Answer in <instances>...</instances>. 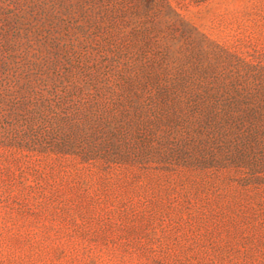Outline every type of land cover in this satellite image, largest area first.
Instances as JSON below:
<instances>
[{
    "label": "rangeland",
    "instance_id": "374dc122",
    "mask_svg": "<svg viewBox=\"0 0 264 264\" xmlns=\"http://www.w3.org/2000/svg\"><path fill=\"white\" fill-rule=\"evenodd\" d=\"M0 264H264V0H0Z\"/></svg>",
    "mask_w": 264,
    "mask_h": 264
}]
</instances>
